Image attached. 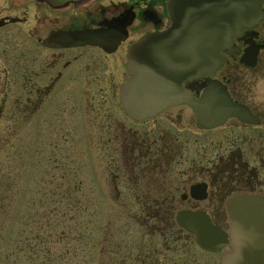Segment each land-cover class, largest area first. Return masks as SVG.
Wrapping results in <instances>:
<instances>
[{"label": "flooded vegetation", "instance_id": "af4514ba", "mask_svg": "<svg viewBox=\"0 0 264 264\" xmlns=\"http://www.w3.org/2000/svg\"><path fill=\"white\" fill-rule=\"evenodd\" d=\"M168 2L0 0V152L48 133L90 140L105 202L139 223L121 264H190L187 253L202 251L178 214H203L224 230L216 221L227 222L229 201L264 200V3L261 21L232 40V53L220 52L210 77L181 84L195 99L218 94L243 113L201 127L185 103L143 119L123 105L129 50L169 28Z\"/></svg>", "mask_w": 264, "mask_h": 264}, {"label": "water", "instance_id": "95a60500", "mask_svg": "<svg viewBox=\"0 0 264 264\" xmlns=\"http://www.w3.org/2000/svg\"><path fill=\"white\" fill-rule=\"evenodd\" d=\"M50 7L78 5L85 0H38ZM264 0H169L170 27L146 36L131 47L127 69L131 78L121 97L135 119L188 104L201 127H215L227 117L241 118L225 98L208 94L195 99L181 84L210 77L222 65L220 52L232 53V39L250 32L262 18ZM230 229L225 234L201 214L182 212L177 223L207 252L225 250L220 264H264V200L237 197L227 205Z\"/></svg>", "mask_w": 264, "mask_h": 264}, {"label": "rangeland", "instance_id": "374dc122", "mask_svg": "<svg viewBox=\"0 0 264 264\" xmlns=\"http://www.w3.org/2000/svg\"><path fill=\"white\" fill-rule=\"evenodd\" d=\"M59 136L48 133L40 140L36 135L13 142L14 151L0 152V197L7 186L12 191L11 208L0 217V264L8 263L9 254L10 264H34L29 258L38 242L60 255L61 264H121L122 244L139 223L135 228L121 220L118 206L105 202L103 175L89 157L91 141ZM6 202L0 198L2 205ZM216 223L227 230L226 222ZM187 254L190 264L218 263L217 255Z\"/></svg>", "mask_w": 264, "mask_h": 264}, {"label": "trees", "instance_id": "16d2710c", "mask_svg": "<svg viewBox=\"0 0 264 264\" xmlns=\"http://www.w3.org/2000/svg\"><path fill=\"white\" fill-rule=\"evenodd\" d=\"M10 189H11L10 186H7V192L4 191V192L1 193V197L0 198L6 197V199H8V203L6 202L3 205L0 203V217L4 216V214H7L8 210L11 208V204L9 203V198L12 195V191ZM4 210H5V212L3 213ZM48 212L50 214H52V213L55 212V210H48ZM0 239L3 240L2 235H1V232H0ZM38 239H39V236H37L35 238L36 241ZM38 252L41 253L40 255H42V258L44 259L45 263L43 262V259L41 261L35 259V258L38 257V254H37ZM8 259L9 260L12 259L11 258V254H9L7 256V262L9 263V260ZM29 259L30 260L32 259L31 262H34V264H61V260H62L60 255L57 256V254H55L54 252L52 253V251L50 249L43 248L42 243L40 244L39 242L37 243V246L36 247H32V250H31L30 258ZM11 264H12V262H11Z\"/></svg>", "mask_w": 264, "mask_h": 264}]
</instances>
